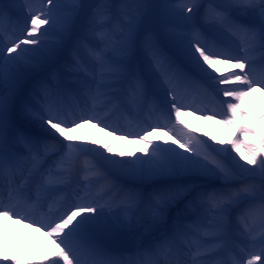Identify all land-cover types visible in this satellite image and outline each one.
<instances>
[{
	"label": "snow or ice",
	"instance_id": "1",
	"mask_svg": "<svg viewBox=\"0 0 264 264\" xmlns=\"http://www.w3.org/2000/svg\"><path fill=\"white\" fill-rule=\"evenodd\" d=\"M17 7L24 16L9 32ZM0 36V218L51 241L39 261L0 241V261L264 264V112L243 107L253 93L264 106V0H21L0 5ZM192 93H220L226 108L207 114ZM128 105L140 130L117 135L108 116ZM195 112L221 117L230 149L208 151L186 130L181 116ZM85 124L137 140L143 155L87 147L73 135ZM157 132L171 144L150 139ZM230 151L234 167L213 154ZM90 152L102 167L81 159ZM116 236L134 251H114Z\"/></svg>",
	"mask_w": 264,
	"mask_h": 264
},
{
	"label": "rangeland",
	"instance_id": "2",
	"mask_svg": "<svg viewBox=\"0 0 264 264\" xmlns=\"http://www.w3.org/2000/svg\"><path fill=\"white\" fill-rule=\"evenodd\" d=\"M112 3H118L119 0H111ZM164 2V0H152V3L155 4H159ZM169 2H172V0H169ZM203 2L207 3V0H203ZM21 3V0H0V5H5V4H17L19 5ZM40 0H33V4L35 6H39ZM83 3L85 4H91V3H95V0H83ZM24 9L23 8H13V9H9L10 12V18L6 21V27H8L9 25L15 26V24L18 21H22L23 16H24ZM202 11V10H201ZM255 56V60H256V68L257 71L259 72L260 67H261V56L260 54L257 52L254 54ZM57 66H53V68H55ZM52 68L48 69V71H51ZM222 72H226L227 69L222 68L221 69ZM44 74V73H42ZM207 87V85H205ZM209 91L211 92L212 90L209 89ZM214 95L217 97V99H212L211 95H197L196 93H192L189 97V99L191 100V102L194 103L195 106L197 107H204L209 109L207 114H211V111L214 109L217 112H222L225 108L226 105L221 106L219 103V100L222 99H228L222 96V94L220 93H214ZM243 107L245 109H247V111L251 114H253L255 117H258L259 114L261 112H264V110H260L255 106V103L253 101L247 100L246 98L243 101ZM129 113L131 116L130 117V122L126 123L131 129L137 128L135 130V132L139 131L140 129L137 127V121L135 119H133V113L135 112V109L132 106H129ZM102 110V109H101ZM188 111H190L189 109H186L185 112L187 113ZM201 113L200 112H195L194 114H184L181 116V120L183 121V125L186 126V130L189 132H192L197 138H199V140L201 141H206L207 142V150L208 151H212L214 149H221V148H229L230 149V145L228 144H224L221 145L219 143L220 140H224V141H228L231 140L233 138V132L232 130L227 127L226 125L223 124H219L216 123V120H219L221 117L220 116H216L214 120H205L200 118ZM122 118L120 116V119L122 120ZM128 119V117H127ZM125 123V121H124ZM178 127H183V126H178ZM117 128V127H116ZM118 135V134H117ZM159 136H164L163 132H157L155 133L152 137H150V139H152L153 141L159 142ZM215 137L216 139L213 140L212 138ZM105 143H102L101 141H99V143L97 145H87V147L89 148H99L100 151H104L103 148H101V145L104 144H109L112 145V143L110 142V140L106 139L105 141H103ZM100 145V146H99ZM178 147V146H177ZM182 151V150H181ZM240 151L244 152V148L241 145L240 146ZM135 153V152H134ZM214 155H217V157L221 160H223V162L225 164H227L229 167H234L235 165V161L233 160V157H235V160H239V155L235 152V151H230L229 153H216L213 152ZM86 155H88L86 157ZM84 157H82L81 159L83 160L85 158V160H89V161H93L94 158L99 159V156L95 153V152H90L87 153ZM128 157H125V159H127ZM240 163H244V161H240ZM95 164V162H94ZM249 167H254V166H249ZM191 183H195V184H199V185H206L209 187H219L220 186V182L213 180L210 177H192L190 179ZM150 190V189H149ZM259 201L257 200L256 203H258ZM235 219V216H233V220ZM257 227H259V223L257 222ZM125 238L120 237V236H116L113 239L112 242V247L114 250L118 251V249L121 246V243ZM50 241V240H49ZM127 242V241H126ZM51 243V241L49 242ZM128 243V242H127ZM129 245H126V247L124 249H129ZM45 253L47 254V250H43V256L45 255ZM223 252L218 253L216 256L211 257L212 259H217L219 258V256L221 257V254Z\"/></svg>",
	"mask_w": 264,
	"mask_h": 264
},
{
	"label": "bare ground",
	"instance_id": "3",
	"mask_svg": "<svg viewBox=\"0 0 264 264\" xmlns=\"http://www.w3.org/2000/svg\"><path fill=\"white\" fill-rule=\"evenodd\" d=\"M246 99L253 101L258 109L264 110V106L260 105L258 93H253L252 95L246 97ZM113 115L114 114L111 113L110 116ZM113 120L114 118L110 117L108 119V123H112ZM73 135L80 137L79 142H83L88 145L91 144L90 141L93 139L97 140L98 143L99 141L105 143L103 141L108 139L112 143L113 154L124 151L135 152L137 155H143V153L138 151L139 149L143 148V145L138 141L129 142L128 140H114L112 136L107 135L105 132L100 131L97 127H93L91 125L82 126L77 132H74ZM163 141H168V144H171V140L167 135L159 136V142ZM87 156L88 155H86V157ZM83 160H85V158ZM91 162H95L97 166L102 167V162L99 159L94 158ZM122 182L128 183V181ZM5 225L6 228H4L3 231H0V241H3L4 243L3 250L8 251L10 255L13 253L19 254L21 260L39 261L44 257L42 254L43 250H47L50 244L48 238L43 234V232H37L28 229V227L25 225H22L21 223L19 224L17 222H9L8 224L5 223ZM124 240L125 241L121 243V246L118 250L122 251L126 245H129V249L134 251L135 242L128 239ZM222 256L225 257L226 253H222ZM0 264H4V262L0 261Z\"/></svg>",
	"mask_w": 264,
	"mask_h": 264
}]
</instances>
